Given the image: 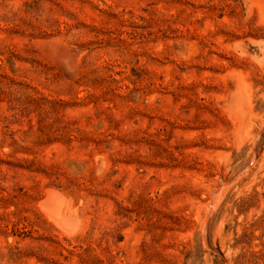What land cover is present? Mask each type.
<instances>
[{"label":"rangeland","instance_id":"rangeland-1","mask_svg":"<svg viewBox=\"0 0 264 264\" xmlns=\"http://www.w3.org/2000/svg\"><path fill=\"white\" fill-rule=\"evenodd\" d=\"M0 264H264V0H0Z\"/></svg>","mask_w":264,"mask_h":264},{"label":"bare ground","instance_id":"bare-ground-1","mask_svg":"<svg viewBox=\"0 0 264 264\" xmlns=\"http://www.w3.org/2000/svg\"><path fill=\"white\" fill-rule=\"evenodd\" d=\"M236 85L237 84L231 82L229 86L230 90H236L238 88ZM241 94L242 93L238 89L236 94V101L242 98ZM41 207L52 221L63 226L67 231H71L74 228L75 219L67 221L64 217L65 210L67 209V203L63 200L61 194L52 191L49 192L46 198L41 202Z\"/></svg>","mask_w":264,"mask_h":264}]
</instances>
